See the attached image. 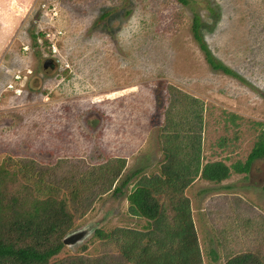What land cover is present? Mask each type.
I'll return each mask as SVG.
<instances>
[{
  "label": "rangeland",
  "instance_id": "obj_1",
  "mask_svg": "<svg viewBox=\"0 0 264 264\" xmlns=\"http://www.w3.org/2000/svg\"><path fill=\"white\" fill-rule=\"evenodd\" d=\"M189 1L0 0V165L18 170L22 182L29 175L18 163L50 168L56 197L74 217L64 238L85 232L53 264L116 258L97 231H149L147 220L129 213L127 196L164 164L165 130L192 123L182 95L202 104V163H244L257 142L264 0ZM194 11L207 25L208 50L237 78L206 63L191 34ZM48 59L56 69H43ZM75 190L81 196L72 205ZM185 196L202 264L240 253L264 263V158L219 184L196 178Z\"/></svg>",
  "mask_w": 264,
  "mask_h": 264
},
{
  "label": "trees",
  "instance_id": "obj_2",
  "mask_svg": "<svg viewBox=\"0 0 264 264\" xmlns=\"http://www.w3.org/2000/svg\"><path fill=\"white\" fill-rule=\"evenodd\" d=\"M176 2L182 6L190 4L189 0ZM203 26L207 25L201 22L194 11L191 34L206 63L214 72L237 78L208 50L201 34ZM182 96V100L192 106L188 119L192 123L184 120L188 127L183 132L178 128L171 133L165 130V134L160 137L164 164L157 175L141 179L127 196L129 213L147 220L149 231H97L95 236L112 244L118 256L109 258V261L104 258L79 260L78 264H202L185 192L196 178L210 184H219L227 180L231 172L248 173L254 161L264 158V126L244 163L236 162L231 166L221 161L202 163V104L194 98ZM173 108L174 104H171ZM30 164L28 168L20 167L18 163L20 169L28 171L29 176L24 177V182L18 170H8L5 165H0V264H53L51 260L60 254L62 240L72 229L74 217L64 197H56L59 189L52 188L53 183L45 171L50 168L38 165L32 167ZM122 169V165L118 169H111V180L115 181ZM138 174L139 171L133 172L125 183ZM105 182L107 185L108 180ZM104 191H101L102 195ZM116 192L120 193V189H116ZM79 196L81 194L78 190L72 193V205H75L72 200L77 203ZM90 204L86 203V207ZM56 264L72 263L62 261ZM224 264L264 263L254 254L240 253Z\"/></svg>",
  "mask_w": 264,
  "mask_h": 264
},
{
  "label": "water",
  "instance_id": "obj_3",
  "mask_svg": "<svg viewBox=\"0 0 264 264\" xmlns=\"http://www.w3.org/2000/svg\"><path fill=\"white\" fill-rule=\"evenodd\" d=\"M43 67H44L43 69H47L45 64ZM84 237H85V232H78V233H74L72 235H69L62 240L63 246L74 245L77 242L83 240Z\"/></svg>",
  "mask_w": 264,
  "mask_h": 264
},
{
  "label": "flooded vegetation",
  "instance_id": "obj_4",
  "mask_svg": "<svg viewBox=\"0 0 264 264\" xmlns=\"http://www.w3.org/2000/svg\"><path fill=\"white\" fill-rule=\"evenodd\" d=\"M44 64L46 65V67H47V69H44L45 71H47L48 69L49 70H52V69H54L55 68V63L52 61V60H46L45 62H44ZM44 66V65H43ZM44 68V67H43ZM56 69V68H55ZM29 74H31V72L29 73Z\"/></svg>",
  "mask_w": 264,
  "mask_h": 264
}]
</instances>
